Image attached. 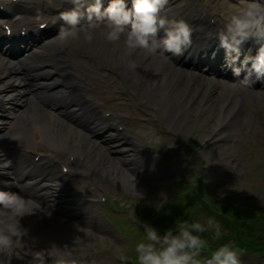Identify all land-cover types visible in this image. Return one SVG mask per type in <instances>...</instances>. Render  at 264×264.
<instances>
[{"label":"bare ground","instance_id":"obj_1","mask_svg":"<svg viewBox=\"0 0 264 264\" xmlns=\"http://www.w3.org/2000/svg\"><path fill=\"white\" fill-rule=\"evenodd\" d=\"M102 28L103 27H96L93 29L91 27L81 30L80 39L72 41L71 44H78L83 48L86 54H89V52L96 53L97 57L101 58V61L103 62L102 65H105L107 62L111 68L116 67L121 77L126 82H139L142 86V90L148 97L149 103L155 106H160L164 111L167 110V113L171 115L172 119L177 117V123L181 122L182 117H184V114L181 113V109L184 105L179 104V99L185 90H188L187 98L195 101L194 93L197 92L200 87L201 90H199L198 99L199 101H203V107L200 110V114L208 108L207 105H209L213 99L209 97L211 93L208 88L200 83L193 86V80L188 76H183L186 74H184V71L179 67H177L171 75L168 74V70L163 71L164 66L172 65L159 54L153 55L151 60L148 61L142 59L139 52H135L131 57H126L123 46V37H121L120 41L114 44L109 43L101 34L100 29ZM85 30L92 33L93 40L91 42H85L83 40V33ZM64 45L65 44H62L58 38L46 42L40 46V50L37 53L29 55L24 59L17 60L15 67L3 66V63L0 62V100H2L3 96L8 97L11 101L15 102H24L27 100V97L19 90L21 87H19L18 83L4 81L7 74L17 75L19 72H23L27 80L35 82V80L38 79L40 81L39 83H33L36 89L35 94L31 96L27 109L22 112V115L13 123L9 135L14 139L16 144H22L25 147H29L30 143L33 142V138L35 140L41 139L44 142L45 152L52 153L60 149L67 154H71L81 150L80 155H85L86 158L88 155L85 152L87 148L91 147L85 148L82 145L84 135L79 127H83L84 130H89L92 134L97 133L98 140L106 145L104 148L110 149L113 154L117 156L116 159L122 161V166H116L114 162L112 163V158L110 159L107 154L97 151L95 148H92L94 152L88 156L90 163H95L102 173H107L109 178L118 180L124 186L136 191L138 186L136 185L134 178L136 176L143 178L144 171L149 177L153 176L154 173L151 171L152 169H155V167L149 166L143 159L137 162L141 164L140 167L143 168L144 171H141L140 174H138L139 171H128V168L126 167V165H128L126 155H134L133 153H130V148L132 147L131 141L124 139L119 134H103V136H101V132L106 131L103 126L104 122L95 118L93 115L85 114L86 112L81 111L79 108H75L76 97L74 91H69L66 86V82L73 78L63 79L61 76L62 71L59 69L60 64H69L74 67L76 64L73 58L61 53V49H63ZM57 59H59V62H57ZM130 61L134 62L136 67H129ZM41 87H43L45 91L41 90ZM232 89L233 88H230L232 98L229 96L227 97L224 94V97L221 100H216L214 105L211 106V110L214 108L217 110L218 105L221 102L222 108H228L227 113L224 115V126L221 127V124L214 127L215 129L219 128L213 137L214 139L217 136V141L213 140V143L209 148V152L212 154V159H215L216 170L224 173L231 167L227 161L220 137L223 133L225 134L226 131L227 133L224 137L228 136L231 132V130L228 129L226 116L229 115L232 109L239 104V96L233 94ZM179 91H181V94L176 99ZM17 92L18 94H15ZM233 95L235 97H233ZM37 99L46 101L45 103L51 104V107L46 109L41 108L40 106L44 107V104L42 103L38 105L36 103ZM66 106H70V108L66 109ZM61 107L63 115L70 118V120L64 121V119H59L56 114V109ZM54 108L56 109L53 112L52 110ZM184 110H186V108H184ZM28 111L35 116L30 123L24 118L25 113ZM188 111L190 112V109H188ZM41 112L46 114V118L42 119ZM75 117V122H77L79 127L72 122V119ZM196 120L197 117H193V122L190 123L189 126ZM225 140L226 138H224V141ZM121 146H126L127 148L121 149L119 148ZM87 152H89V150H87ZM128 160H130V158H128ZM138 163L133 165H137ZM124 166L126 168H124ZM17 173L18 170H15L14 174ZM51 175H53L52 172ZM36 192L37 193L33 194V196H35L34 198H38L46 204V209L43 213L46 219L45 229L56 230L57 236L60 233H68L69 228H73L75 224L68 222L67 225H64L61 222L59 215L53 214L52 209L56 206V200L52 201V203L48 201L52 188L43 187L36 190ZM89 220L92 221L91 219ZM77 226L75 229L78 228Z\"/></svg>","mask_w":264,"mask_h":264},{"label":"clouds","instance_id":"obj_2","mask_svg":"<svg viewBox=\"0 0 264 264\" xmlns=\"http://www.w3.org/2000/svg\"><path fill=\"white\" fill-rule=\"evenodd\" d=\"M79 3V0H75ZM167 0H131L128 9L125 0H111L108 7L101 11L99 0L87 9V22L95 29L97 23L104 27L100 29L104 39L116 43L123 37L125 55L131 56L137 50L145 54L181 56L191 45L192 27L184 19H169L161 15V10ZM67 27L61 25L58 39L62 44H68L80 39L81 13L76 10L65 11L59 16ZM55 23V21H53ZM163 31L164 36L157 39V34ZM220 46L225 49L226 63L232 69L233 76L241 75V67L251 60V68L242 78L245 83H251L252 74L257 80L264 78V3L260 0H247L229 14V18L218 30ZM252 39L259 44L254 58H245L241 67L234 66L239 60L240 45ZM83 40L91 42L93 35L85 30ZM162 49V51H161ZM129 67H136L134 62ZM3 154L0 153V157ZM12 161L3 159L0 168H10ZM39 205L16 192L0 191V252L11 253L17 245V240L26 236L20 220L25 215L34 214ZM135 219V217H133ZM145 238L135 246L137 264H201L197 259L202 252L210 251V258L204 264H240L238 250L229 241L214 249H210L207 239L202 234L213 232L214 239L220 240V226L209 218L203 222H177L175 230L168 228L161 235L154 226L143 223ZM55 247V246H53ZM117 258L127 264L128 257L116 248ZM46 256L52 257V264H74L70 252L61 251L51 255L45 250L33 253V264H48Z\"/></svg>","mask_w":264,"mask_h":264},{"label":"rangeland","instance_id":"obj_3","mask_svg":"<svg viewBox=\"0 0 264 264\" xmlns=\"http://www.w3.org/2000/svg\"><path fill=\"white\" fill-rule=\"evenodd\" d=\"M185 12H188V10L186 9ZM76 67L80 69L79 74L87 75L81 65H77ZM98 71L99 70H97L96 75L91 74L88 76L91 83L98 84L100 87L101 85L99 84H101V78L103 76ZM128 88H132L134 91L133 95H138V101L141 103L144 96L140 94L135 87L128 85ZM111 91L112 90H110L109 93H111ZM180 94L181 91L177 93L176 99ZM198 95V92L194 93V98L196 99L195 101L187 98V96L182 99L183 104L186 105L191 112L188 118V121L191 119V122L189 121L188 123H192L193 117H197V120L191 124L190 127L185 128L184 133L186 136L184 138L183 131L181 134V131L177 128L169 135L156 136L155 139H152L150 134L155 131V124L151 121V118H148L147 122L139 121V116H141V118L146 117L145 113L141 112V109L136 110V115L133 118L134 126H132L135 140L142 141V143L147 144V146L149 143H157V141L166 143V149H169L167 154L165 152H163V154H159L157 152L151 154L156 163H158V158H164L168 161H180V155L173 148V145L180 137L189 144L188 153H186L187 156L193 145H198L205 137L208 139L203 148L194 152V154L190 156L188 168L186 169V175L182 174L183 179L185 181L188 180L189 184L185 185L177 180V182L167 185V183L172 181V179L176 180L177 173L182 171L180 169L176 172L164 171L162 173H157L152 178H148L143 172V178H135V183L138 186V189H140V195H136L132 200H124V202L130 203V208H132L133 211H131L132 214H142L147 217L154 216L157 218L156 222H160L164 218L162 221L164 225L174 224L177 219L188 222H203L211 218L220 226V228L223 227L224 230H228L227 227L223 226L222 223L214 217L215 212H209L206 209H200V213H198V210L196 212H192L193 206L195 201L203 202L204 200L206 201V205L210 206L213 204L211 201L215 200L217 206L221 207L222 205H226L231 208V210H235L238 204L242 205L243 209L249 205L253 207L257 204L256 202H259L262 207L260 210L264 212V98H251L250 96H247V114L245 117L244 114L242 115L240 129L238 132H235V136L239 138L238 144H232L229 140V136L227 137V140H223L221 142L227 161L231 167L224 173L216 170L215 159H212V154L209 152V148L213 143L211 136L215 134L214 127L218 125V119H221L217 116V114L220 115V110H218V108L217 110L215 108L211 110V106L214 105V101L222 97L223 90L217 89L216 91H213V97H210L213 99L210 104L207 105L208 108L201 114L200 110L203 107V101H199ZM251 103H257L260 105L261 110L251 113L249 111ZM141 108L143 111L149 112L147 107L142 105ZM232 120L233 119L229 121V127ZM222 124H224V120L222 121ZM175 132L176 135H178L176 137H174ZM190 132H192L191 135ZM189 137L193 138L191 143L189 141ZM98 150L101 151V148ZM235 150L240 154L237 160L232 157ZM102 152L106 153L110 159L112 158L111 161L112 163L114 162L116 166H122V162L119 159H116L117 156L115 154L109 153L108 149H104ZM128 167L129 171L133 168L132 165H129ZM138 171L140 172L144 170L139 168ZM199 177H204L203 181H201V179L199 180ZM178 179L180 178L178 177ZM190 186L195 189V199H183L181 194ZM138 199H141V201L144 202V206L142 205L141 208H134V202ZM211 209H214V206L213 208L210 207L209 210L212 211ZM60 219L62 220V223H66L67 217L66 215H60ZM91 226V224L79 225V227L84 230L81 240H95L96 238L94 236L100 234L98 231L91 229ZM93 227H96V225H93ZM85 230L87 231L85 232ZM69 232L71 234L72 229ZM211 234L212 233H210V235ZM144 238L145 233L140 236L138 242L142 241ZM135 246L136 243L131 245L127 249V252H124L133 258V260L136 259L135 251H133ZM83 256L82 258H75L77 264H83ZM86 256H88V254ZM101 261L105 262V259ZM251 261H254L256 264L254 255H252ZM94 262L97 263V261ZM88 264L93 263L90 261Z\"/></svg>","mask_w":264,"mask_h":264},{"label":"trees","instance_id":"obj_4","mask_svg":"<svg viewBox=\"0 0 264 264\" xmlns=\"http://www.w3.org/2000/svg\"><path fill=\"white\" fill-rule=\"evenodd\" d=\"M243 219L241 215L235 216L233 222L234 229L237 230V239L239 246L252 248L255 240H259L257 243L264 245V217L258 212L243 213ZM171 227V226H170ZM173 227V226H172ZM227 238L222 237L219 241L220 244L229 242ZM253 245V246H252Z\"/></svg>","mask_w":264,"mask_h":264}]
</instances>
